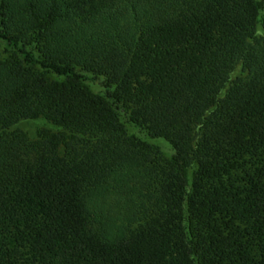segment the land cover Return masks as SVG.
<instances>
[{"label":"trees","instance_id":"1","mask_svg":"<svg viewBox=\"0 0 264 264\" xmlns=\"http://www.w3.org/2000/svg\"><path fill=\"white\" fill-rule=\"evenodd\" d=\"M263 10L0 0V264H264Z\"/></svg>","mask_w":264,"mask_h":264},{"label":"rangeland","instance_id":"2","mask_svg":"<svg viewBox=\"0 0 264 264\" xmlns=\"http://www.w3.org/2000/svg\"><path fill=\"white\" fill-rule=\"evenodd\" d=\"M259 2H263V0H257ZM264 17V10L261 13V19ZM257 34L259 37H264V28L262 24L260 23L258 26V31ZM247 73L244 71L243 66L239 65L234 72L231 75V82L236 80L238 77H245ZM89 77V80L87 83L93 88L95 92L101 93V94H107V89L104 85L103 79H96L87 74ZM230 84L224 89L220 95V98H224L228 89H229ZM119 113L121 115V120L126 123L127 128L131 134H134L138 136L140 139L147 141L155 146H158L161 151L167 155L171 156L173 154L172 148L170 145L162 140V139H152L148 136L147 132L142 130L141 128H138L134 125H131L130 123L127 122L124 112L122 110H119ZM43 129H48L53 132L59 131V128L52 123L47 122L44 119H35V120H25L21 121L19 124H17L13 130H21L26 132L31 139H37L39 137V133Z\"/></svg>","mask_w":264,"mask_h":264}]
</instances>
